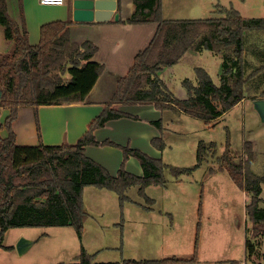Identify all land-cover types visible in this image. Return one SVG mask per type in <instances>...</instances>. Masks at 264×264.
Returning <instances> with one entry per match:
<instances>
[{"label":"trees","instance_id":"1","mask_svg":"<svg viewBox=\"0 0 264 264\" xmlns=\"http://www.w3.org/2000/svg\"><path fill=\"white\" fill-rule=\"evenodd\" d=\"M118 5L121 8V0ZM134 7L131 16L122 22L134 25L157 23L155 36L136 55L128 74L118 81L116 93L90 123L88 131L76 144L58 146L18 145L12 128L18 109L84 102L105 70L103 65L92 60L98 48L90 42H72L71 23L67 22L43 26L40 43L31 46L27 31L17 29L7 19L4 6L0 8L5 38L15 43L13 53L0 57V106L10 109L5 120L9 136L6 139L0 136V249H12L3 246V242L9 230L18 228L72 226L82 238L88 218L84 200L87 186L116 193L122 205L129 200L131 188L138 187L139 194L145 197V189L149 186H165L161 158H153L129 145L96 140L95 132L109 122L138 118L119 107L154 104L160 109L171 108L210 123L248 97L252 100L264 98V62L261 60L259 66L250 70L246 60V42L254 33L264 34V18H244L231 7L221 12L225 14L221 18L166 20L162 0H134ZM204 51L223 59L220 85L214 83L204 68H196L195 81L188 79L183 83L188 97H176L161 77L162 72L181 64L186 54ZM66 75L69 79L64 81ZM161 122H154V125L162 131ZM2 126L0 123V130ZM152 145L159 151L165 149L163 137L154 138ZM87 146L121 147L124 162L117 175H111L86 156ZM246 151L249 157L246 161L236 159L227 148L216 162L220 164L219 170L227 171L234 183L250 196L246 212L252 222V235H261L264 233V176L253 172L254 152L252 148L248 149L247 143ZM215 155L216 145L201 141L197 164L189 169L172 168V175L179 178L190 174ZM131 157L140 162L142 176L126 170L125 165ZM246 253L248 259L259 254V244L256 245L251 236L246 238ZM93 261V256L83 249L77 261L68 264H121ZM196 261L195 255L190 260L173 257L128 260L122 264H194Z\"/></svg>","mask_w":264,"mask_h":264},{"label":"rangeland","instance_id":"2","mask_svg":"<svg viewBox=\"0 0 264 264\" xmlns=\"http://www.w3.org/2000/svg\"><path fill=\"white\" fill-rule=\"evenodd\" d=\"M227 7L238 10L244 18H264V0H165V16L168 20L215 19L223 17L225 14L221 12ZM246 51L250 70L259 66L261 60L264 62V34L251 35ZM222 65V57L210 51L188 53L181 64L166 69L161 77L176 97L185 99L188 92L183 83L188 79L195 81L196 68H204L218 86ZM68 79L66 75L64 81ZM143 105L152 109L153 104ZM163 112L158 115L162 118L159 136L165 143L163 151L153 146L154 149L148 150L143 128L127 124L124 127L137 135L136 148H144L149 156L162 159L165 186H149L145 197L139 194L138 187L131 188L129 200L123 205L116 193L87 186L84 200L88 218L82 238L72 226L11 229L3 246L12 249H0V264H68L76 262L83 249L93 256L94 263L122 264L128 260L173 257L190 260L195 255L194 264L264 262V233L252 235V222L246 212L250 196L234 183L227 171L219 170L220 164L216 162L227 148L236 159L246 161L247 143L257 160V164L256 160L252 162V168L264 172V121L254 102L249 99L210 123L169 109ZM116 137L123 146L130 144L125 136L118 133ZM201 141L216 145L215 157L190 174L174 177L172 168L189 169L197 164ZM113 148L122 152L121 163L119 157L108 155L107 164L117 175L124 156L121 147ZM125 168L143 175L140 162L134 157ZM250 236L259 244V254L248 259L246 238ZM23 237L34 241V245L21 255L16 245Z\"/></svg>","mask_w":264,"mask_h":264},{"label":"crops","instance_id":"3","mask_svg":"<svg viewBox=\"0 0 264 264\" xmlns=\"http://www.w3.org/2000/svg\"><path fill=\"white\" fill-rule=\"evenodd\" d=\"M2 6L5 8L9 22H12L17 29L27 31L28 43L31 46L40 43L43 26L55 22L71 23L72 25L69 26L71 41L77 44L90 42L96 45L98 51L92 60L105 68L84 102L66 103L62 106H40L38 108L20 107L17 119L12 125L17 144L20 146L76 144L88 131L90 123L103 111L105 104L112 99L116 93L118 81L128 74L136 55L150 44L158 28L157 23L134 25L122 22L126 21L133 13L135 9L134 0H121V8H119L117 0V12L120 14L118 22L114 18L106 22L96 21L95 11L90 8L85 0H66L61 6L43 5L40 0H2L0 8ZM163 17L168 20L165 16V0ZM179 20L185 19L180 18ZM14 44V40L8 41L5 38V28L0 24V57L13 53ZM249 99L252 100L248 97L239 104L242 105ZM254 101L252 100V102ZM151 106L152 109L143 104L121 106V111L138 118H121L109 122L104 128L95 132L96 140L98 142L109 140L123 146L125 144L116 137L119 133L126 137L133 149L148 154L149 152L142 150L144 148L135 147L137 135L131 134L124 126L127 124L135 129H137L136 126L143 128L145 137L148 138V150L153 148L152 140L160 137L159 131L161 132L154 125V122L162 121L158 115L162 116L164 109H159L154 104ZM1 109L0 123L3 126L0 130V136L6 139L9 133L5 128V120L10 115V109ZM165 109H169L173 113L177 112L171 108ZM179 114L183 115L184 113ZM143 115H147V117H143ZM121 153L118 148L112 146H87L85 149L86 156L102 165L110 174L112 168L107 164L108 155L119 157L121 163ZM255 164H257V160ZM252 170L255 174L264 176V172H258L253 168Z\"/></svg>","mask_w":264,"mask_h":264},{"label":"water","instance_id":"4","mask_svg":"<svg viewBox=\"0 0 264 264\" xmlns=\"http://www.w3.org/2000/svg\"><path fill=\"white\" fill-rule=\"evenodd\" d=\"M92 10L95 11V19L98 22H106L114 18L116 22L120 20V14L117 12V0H85ZM2 98V92L0 91V101ZM254 108L264 121V99H258L254 101ZM34 241L26 238H21L16 249L19 254L26 253L32 246Z\"/></svg>","mask_w":264,"mask_h":264},{"label":"built area","instance_id":"5","mask_svg":"<svg viewBox=\"0 0 264 264\" xmlns=\"http://www.w3.org/2000/svg\"><path fill=\"white\" fill-rule=\"evenodd\" d=\"M66 0H40L43 5L61 6Z\"/></svg>","mask_w":264,"mask_h":264}]
</instances>
